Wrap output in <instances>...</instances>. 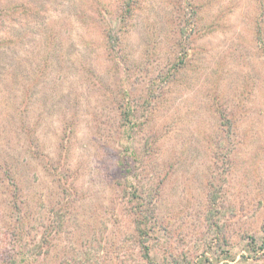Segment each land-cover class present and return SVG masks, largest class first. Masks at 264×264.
Segmentation results:
<instances>
[{
  "label": "rangeland",
  "instance_id": "374dc122",
  "mask_svg": "<svg viewBox=\"0 0 264 264\" xmlns=\"http://www.w3.org/2000/svg\"><path fill=\"white\" fill-rule=\"evenodd\" d=\"M0 264H264V0H0Z\"/></svg>",
  "mask_w": 264,
  "mask_h": 264
}]
</instances>
